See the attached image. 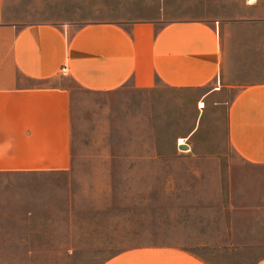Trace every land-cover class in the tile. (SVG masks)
<instances>
[{"label": "rangeland", "instance_id": "1", "mask_svg": "<svg viewBox=\"0 0 264 264\" xmlns=\"http://www.w3.org/2000/svg\"><path fill=\"white\" fill-rule=\"evenodd\" d=\"M244 1L0 0V21L264 19V10L247 12ZM260 31L264 71V26ZM55 83L72 91L73 169L0 175V264H100L132 246L171 236L198 244L205 214L213 221L227 197L234 203L237 193L246 196L250 176L264 174L227 142L230 91L201 101L199 108L192 90L159 86L154 92L93 93L69 76ZM179 223L192 229L173 232ZM190 249L205 255L203 248ZM252 249L246 248V260L264 253Z\"/></svg>", "mask_w": 264, "mask_h": 264}, {"label": "crops", "instance_id": "2", "mask_svg": "<svg viewBox=\"0 0 264 264\" xmlns=\"http://www.w3.org/2000/svg\"><path fill=\"white\" fill-rule=\"evenodd\" d=\"M243 7L254 14L264 10L260 0H245ZM261 26L260 17L102 19L79 24L0 21V175L73 169L72 91L55 83L63 76L93 93L154 92L159 86L192 90L198 105L230 91L227 142L240 159L264 169ZM62 66L67 67L66 75L60 73ZM244 185L249 193H237L234 203L227 197L213 221L205 214L200 243L171 236L164 242L132 246L100 264H264V253L248 260L245 254L246 248L264 252V174L250 176ZM186 228L192 229L179 223L172 231ZM190 248H203L205 255Z\"/></svg>", "mask_w": 264, "mask_h": 264}, {"label": "built area", "instance_id": "3", "mask_svg": "<svg viewBox=\"0 0 264 264\" xmlns=\"http://www.w3.org/2000/svg\"><path fill=\"white\" fill-rule=\"evenodd\" d=\"M217 23V22H216ZM215 23V24H216ZM60 73L63 74V75H66L68 73L67 71V67L66 66H62L61 69H60Z\"/></svg>", "mask_w": 264, "mask_h": 264}, {"label": "bare ground", "instance_id": "4", "mask_svg": "<svg viewBox=\"0 0 264 264\" xmlns=\"http://www.w3.org/2000/svg\"><path fill=\"white\" fill-rule=\"evenodd\" d=\"M199 106L201 107V106H203L201 103H199Z\"/></svg>", "mask_w": 264, "mask_h": 264}]
</instances>
